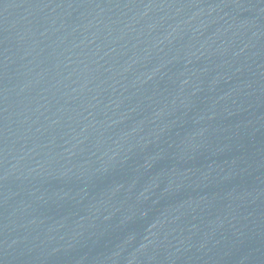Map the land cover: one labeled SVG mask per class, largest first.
<instances>
[{
	"label": "water",
	"instance_id": "water-1",
	"mask_svg": "<svg viewBox=\"0 0 264 264\" xmlns=\"http://www.w3.org/2000/svg\"><path fill=\"white\" fill-rule=\"evenodd\" d=\"M0 264H264V0H0Z\"/></svg>",
	"mask_w": 264,
	"mask_h": 264
}]
</instances>
